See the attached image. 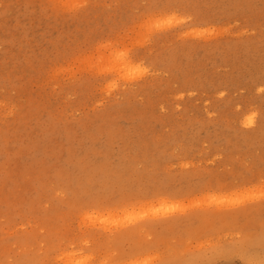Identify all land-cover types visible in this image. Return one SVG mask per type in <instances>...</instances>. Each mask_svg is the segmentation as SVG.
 I'll return each mask as SVG.
<instances>
[{
    "label": "rangeland",
    "instance_id": "374dc122",
    "mask_svg": "<svg viewBox=\"0 0 264 264\" xmlns=\"http://www.w3.org/2000/svg\"><path fill=\"white\" fill-rule=\"evenodd\" d=\"M0 264H264V0H0Z\"/></svg>",
    "mask_w": 264,
    "mask_h": 264
},
{
    "label": "bare ground",
    "instance_id": "6f19581e",
    "mask_svg": "<svg viewBox=\"0 0 264 264\" xmlns=\"http://www.w3.org/2000/svg\"><path fill=\"white\" fill-rule=\"evenodd\" d=\"M252 122H253L252 120H249V122H248V123H249V124H252Z\"/></svg>",
    "mask_w": 264,
    "mask_h": 264
}]
</instances>
